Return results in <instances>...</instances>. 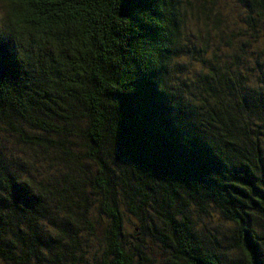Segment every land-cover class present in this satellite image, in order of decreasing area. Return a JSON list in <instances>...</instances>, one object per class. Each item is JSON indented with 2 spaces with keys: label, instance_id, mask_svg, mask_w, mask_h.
I'll return each instance as SVG.
<instances>
[{
  "label": "trees",
  "instance_id": "1",
  "mask_svg": "<svg viewBox=\"0 0 264 264\" xmlns=\"http://www.w3.org/2000/svg\"><path fill=\"white\" fill-rule=\"evenodd\" d=\"M264 264V0H0V264Z\"/></svg>",
  "mask_w": 264,
  "mask_h": 264
},
{
  "label": "rangeland",
  "instance_id": "2",
  "mask_svg": "<svg viewBox=\"0 0 264 264\" xmlns=\"http://www.w3.org/2000/svg\"><path fill=\"white\" fill-rule=\"evenodd\" d=\"M2 264H4V263H2Z\"/></svg>",
  "mask_w": 264,
  "mask_h": 264
}]
</instances>
